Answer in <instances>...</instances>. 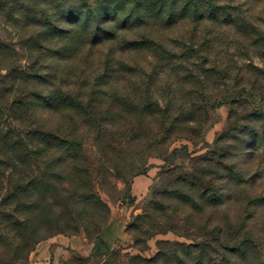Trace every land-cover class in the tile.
<instances>
[{"label": "trees", "instance_id": "1", "mask_svg": "<svg viewBox=\"0 0 264 264\" xmlns=\"http://www.w3.org/2000/svg\"><path fill=\"white\" fill-rule=\"evenodd\" d=\"M234 1L52 0L53 11L31 17L36 26L26 40L31 72L16 76L36 87L28 94L32 99L18 101L17 107L58 114L67 127L63 132L36 129L30 145L11 140L0 130V181L22 203L33 232L49 222L58 189L68 184L65 191L82 226L41 235L29 253L53 234L82 231L96 241L92 256L77 257L86 263L102 248V264H264L248 236L264 231V104L247 116L222 153L203 159L192 175H176L164 183L146 209L127 223L125 230L138 249H144L154 234L167 230L204 237L199 243L162 241L149 259L122 255L121 248H109L100 238L110 209L92 187L80 144L83 128H94V117L97 122L100 117L111 120L144 113L166 118L167 109L152 99L153 85L169 68L180 79L178 84L167 80L166 86L172 88V97H180L177 86L189 78L179 77L182 62L199 54L191 45L176 54L155 32L202 22L250 29L228 4ZM146 53L154 62L149 72L141 60ZM2 54L9 53L0 50ZM197 112L180 109L171 122L173 128L193 129L199 123ZM128 190L129 185L127 194ZM52 215L59 224L66 221L63 212ZM224 236L237 240L229 245Z\"/></svg>", "mask_w": 264, "mask_h": 264}, {"label": "rangeland", "instance_id": "2", "mask_svg": "<svg viewBox=\"0 0 264 264\" xmlns=\"http://www.w3.org/2000/svg\"><path fill=\"white\" fill-rule=\"evenodd\" d=\"M228 4L239 11L250 29L235 24L202 22L182 25L169 32H155L176 54L185 45H191L199 54L182 62L179 77L189 78L183 86H177L180 97H172V88L166 86L169 81L178 84L180 79L169 68L153 85L152 99L167 109L166 118L162 120L157 114L144 113L114 116L111 120L100 117L101 121L97 122L94 117V128L82 130L80 144L88 162L92 187L108 205L110 214L118 216L125 227L146 209L164 183L168 184L176 175H192L203 159L222 153V147L242 128L247 116L264 104V46L261 45L264 42V2L236 0ZM52 7V0H0V50L9 53L0 55V130L24 145H30V136L36 129L63 132L67 127L58 114L38 110L25 112L17 107L18 101L32 99L28 94L36 87L32 81L23 83L16 76L31 72L30 50L26 45L36 28L31 17L40 18L47 11H53ZM148 55L141 59L146 72L154 64ZM190 108L198 110V125H193L191 130L181 126L173 128L171 122L178 111ZM137 176L141 178L128 197L127 186ZM66 188L68 184L59 187L49 222L40 225L39 232H33L22 203L7 193L5 182L0 181V264H30V247L41 235L82 226ZM129 207H132L130 213ZM58 212L65 216L62 224L53 218L52 213ZM93 229L91 226V235ZM258 234L260 236L251 233L248 236L257 246L259 259L264 260V231ZM202 240L204 237L200 234L185 235L167 230L154 234L146 241L144 249H138L132 246V237L124 229L112 248H121L122 255L139 254L149 259L162 241L199 243ZM224 240L232 245L237 239L224 236ZM99 250V255L89 263L74 255L68 257L66 263L100 261L102 264L104 260L100 255L105 251Z\"/></svg>", "mask_w": 264, "mask_h": 264}, {"label": "crops", "instance_id": "3", "mask_svg": "<svg viewBox=\"0 0 264 264\" xmlns=\"http://www.w3.org/2000/svg\"><path fill=\"white\" fill-rule=\"evenodd\" d=\"M139 178L141 176L135 177L134 181L129 184L128 197L133 193ZM131 209L132 207H129V213ZM118 212L120 213L119 208ZM118 218L112 212L108 223L99 234L102 241L109 248L116 244L125 229V224L119 221ZM95 247L96 241L88 238L82 231L76 234L56 233L40 240L30 251L28 260L30 264H67L66 260L72 255L80 258L92 256Z\"/></svg>", "mask_w": 264, "mask_h": 264}]
</instances>
